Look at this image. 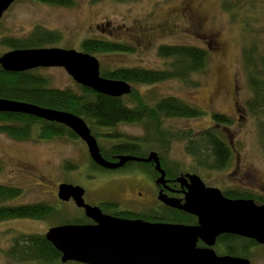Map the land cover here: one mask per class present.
Returning a JSON list of instances; mask_svg holds the SVG:
<instances>
[{
    "label": "rangeland",
    "instance_id": "1",
    "mask_svg": "<svg viewBox=\"0 0 264 264\" xmlns=\"http://www.w3.org/2000/svg\"><path fill=\"white\" fill-rule=\"evenodd\" d=\"M222 1L75 0L72 8H61L33 0H18L1 20L0 58L11 51L2 44L3 40L25 38L37 26L64 34V41L55 46L59 49L80 51L81 42L88 38L110 39L136 49L133 54L96 55L100 68L105 70L122 67L163 69L165 61L157 55V49L162 45H188L207 50L209 58L206 69L193 78L199 83L198 87L192 88L180 81L170 80L138 89L142 93H149L152 102L172 96L205 112L199 119H165L164 128L179 136L208 130L213 126L214 113L231 118L232 127L223 130V139L230 143L233 159L225 170L216 172L196 168V160L185 150L187 141L179 136L171 142L168 158L182 167L183 174L200 176L208 188L244 190L264 197V149L260 144L257 120L246 107L252 98V91L243 62L245 41L248 44L249 41H256L259 51L264 52V0H226L229 8L236 3L242 6L241 10H230L229 14L222 8ZM235 13L236 17L232 20L230 14ZM142 39L143 46L136 48V40L141 42ZM39 73L49 78L51 87L77 90L75 81L62 68L40 69ZM115 130L132 138L149 137L146 129L139 125H122ZM116 131L94 129V133L99 135L97 142L104 149L118 142L115 139L109 143L103 135H112ZM147 152L152 154L150 150ZM0 158L4 166L0 184L21 187L25 191L14 204L49 203L57 214V218L45 221L18 219L0 223L1 250H9L18 233L45 234L49 228L59 224L58 218L82 214L72 201L62 202L58 199V187L63 183L83 187L86 191L85 202L90 206L116 202L122 209L130 211L149 212L152 208L141 207L139 201L125 200L130 197L142 201L143 196L137 198L130 187L143 183L152 191L155 187L152 178H131L134 175L130 174L124 177L104 175V172L91 166L87 147L81 139L19 142L0 134ZM205 159L209 160L207 157ZM67 163L77 164V169L65 171ZM152 174L159 177L157 180L161 177L157 170ZM256 245L258 247L250 250L253 251V256L250 252V262L264 264V245ZM0 264L17 263L1 255Z\"/></svg>",
    "mask_w": 264,
    "mask_h": 264
},
{
    "label": "trees",
    "instance_id": "2",
    "mask_svg": "<svg viewBox=\"0 0 264 264\" xmlns=\"http://www.w3.org/2000/svg\"><path fill=\"white\" fill-rule=\"evenodd\" d=\"M33 1L61 8H72L76 3L75 0ZM123 1L131 2L136 0ZM222 5V8L228 14L230 10L237 9L239 11L242 8L239 3L229 8L226 0L222 1ZM230 16L234 20L236 13L230 14ZM243 38L246 39V36ZM63 41L64 34L62 32L37 26L25 38H7L1 43L8 46L11 51H14L51 48ZM210 41H212L211 38ZM249 43L245 41L243 49V62L249 75L248 83L252 91V98L247 102L246 107L257 120L260 144L264 149V52L261 53L259 51L256 41H249ZM79 52L96 57V55L102 54H133L136 49L132 45L111 41L110 39L88 38L81 42ZM157 55L165 61L163 69L122 67L105 70L100 68V75L103 78L122 81L132 87L131 93L122 98H112L98 94L76 82L77 90L54 88L51 87L49 78L39 73L40 69L26 72H6L1 66L0 98L33 104L78 116L86 122L92 135L97 140L99 135L94 133V129L116 131L115 128L122 125L142 126L146 129L148 138H132L117 131L112 135L100 134L109 143H112L115 139L118 142L105 149L98 143L101 156L110 162L113 159V155L135 156L144 159L141 157H145L148 150H155L154 152L157 153L162 168L168 173H174L173 176L182 177L186 175L182 173V167L168 158L170 144L172 141L177 140L179 134H173L167 128H164V120L199 119L205 115V112L180 98L172 96L161 97L152 102L149 98V93H142L138 88L170 80L180 81L192 88L198 87L199 83L193 78L196 74H202L205 71L209 53L203 48L194 46L162 45L158 47ZM134 85L138 87L134 88ZM212 119L213 126L208 128V130L198 134L191 132L182 133L179 137L187 141L188 145L185 150L189 156L196 160V168L221 172L230 165L233 159L231 145L223 139V130L232 127V120L228 116L218 113L212 114ZM0 134H4L8 138L19 142L31 140L49 142L58 138H67L73 141L80 140L74 132L63 125L47 122L30 115L15 113H0ZM204 156L209 160H206ZM90 163L94 169L103 173L102 169L95 165L92 160H90ZM131 165L133 168L128 170L130 174L135 172L136 174L154 176L148 165L137 163ZM75 169H77V164H66L65 171ZM3 171L4 166L0 158V175ZM222 193L230 199L253 200L257 204L264 205V197L253 195L244 190H223ZM24 194L25 191L21 187L0 184V223L18 219L45 221L50 218H57L55 209L46 203L14 204ZM108 206L110 207L108 210H111L110 213L127 219L138 217L148 220L147 222L157 219L153 215L138 214L130 211L118 214L114 212L113 208L115 207L112 204H108ZM163 213V217L171 219L169 222L182 225L197 224L196 217L184 212L170 213L167 210ZM58 220L60 224L87 225L91 223L86 219L83 211L81 215L71 218L62 216ZM199 246H202V244L200 243ZM250 246L253 248L258 247L253 241L225 235L218 239L215 250L218 255L249 259L251 258ZM1 255H5L17 264H61V254L46 240L44 235L40 234H17L13 238L9 250L0 249Z\"/></svg>",
    "mask_w": 264,
    "mask_h": 264
},
{
    "label": "water",
    "instance_id": "3",
    "mask_svg": "<svg viewBox=\"0 0 264 264\" xmlns=\"http://www.w3.org/2000/svg\"><path fill=\"white\" fill-rule=\"evenodd\" d=\"M17 1L0 0V24L4 14ZM0 66L6 72L62 68L77 84L112 98H122L132 91V87L125 82L103 78L100 75V62L96 57L72 49L14 50L0 58ZM0 113L30 115L67 127L85 143L91 160L108 170L120 169L132 160L154 163L155 170L161 173L157 184L167 183L159 157L155 153L146 159L120 156L118 163L106 161L101 156L97 139L86 122L78 116L2 98ZM178 181L187 188L185 202L170 199L163 193L159 194V200L196 217V225L118 219L104 214L96 206L86 204L83 199L84 189L63 183L58 187V199L62 202L72 200L93 224L52 228L47 239L63 255V262L251 264L241 257L218 255L214 247L218 238L225 235L264 245V205H257L253 200L224 197L219 189L208 188L197 175L186 174ZM199 242L204 247H199Z\"/></svg>",
    "mask_w": 264,
    "mask_h": 264
},
{
    "label": "flooded vegetation",
    "instance_id": "4",
    "mask_svg": "<svg viewBox=\"0 0 264 264\" xmlns=\"http://www.w3.org/2000/svg\"><path fill=\"white\" fill-rule=\"evenodd\" d=\"M155 28H157V27H155ZM145 40L147 41V38ZM142 42H143V39L141 40V42L136 40V45H135L136 48H137V46H143ZM147 155H149V153H147ZM147 155H145V157H141V158H147ZM112 157H113V159H111V162H113V163L119 162V156L113 155ZM136 163H139L141 165H148L153 172L156 171L154 163H144V162H136ZM130 164L131 163H127L124 167L117 169V170H108V169H105V168H102L99 166L98 167L102 169V171L104 172V175L114 174V175H121L122 177H124L125 175L130 174L128 170L130 168H133V167H130L131 166ZM165 174H166L165 177H166V181H167L166 185L157 184V179L159 177L157 178L155 176H148V177H150V179L152 178V183L155 185V187L153 188L152 191H150L149 187L143 183H138L136 185L134 184V186L130 187V189L132 191L136 192L137 198H140L143 196V200L140 201L138 199H130V197H127L125 200H127V201H139V203L141 204V207L146 206L148 208V207L152 206V208L149 212H137V211L124 210L121 208L120 204H118L116 202H112V203H108V204H112L115 207V208H113L114 212H117L118 214L121 212H125V211L135 212L138 214H149V215H153L155 218H157L156 220L150 221L149 223H158V222L159 223H171L169 221L164 220L165 217L162 216V214H164L163 212L167 211V210L170 213L182 212V211L161 202L159 200V194L163 193L164 195H166L169 198H174V199H177V200L184 202V197L186 195L187 188H186V186H182V184L178 181L180 176H178V175L173 176V174H171L170 172L168 173L166 171H165ZM130 175H134L131 178L138 177V176H146L143 174H136L135 172L133 174H130ZM103 211L104 210H102V212ZM104 212H103L104 214L110 215V216L118 218V219L130 220V219L124 218L122 216H117L115 214L113 215L112 213H110L111 210H105ZM199 244H200V242H199ZM199 244H198V246H199ZM217 244H218V240H217ZM200 247H204V245H202Z\"/></svg>",
    "mask_w": 264,
    "mask_h": 264
},
{
    "label": "bare ground",
    "instance_id": "5",
    "mask_svg": "<svg viewBox=\"0 0 264 264\" xmlns=\"http://www.w3.org/2000/svg\"><path fill=\"white\" fill-rule=\"evenodd\" d=\"M51 48H58V47H51ZM40 49H45V48H40ZM106 140V139H105ZM122 143H125V142H122ZM151 153H153L154 151H150ZM120 157V156H119ZM130 157H133V158H137V159H140V158H138V157H135V156H130ZM137 161H135V160H132V161H129L128 163H131V164H135ZM130 164V165H131ZM95 165H97L96 163H95ZM98 166V165H97ZM179 180V179H178ZM1 185H6V184H1ZM7 186H10V185H7ZM75 187H80V188H82L83 189V187H81L80 185H75ZM221 191V190H220ZM222 192V191H221ZM85 194H86V191H85V193H84V195H83V199H84V202H85ZM223 194V193H222ZM225 197V196H224ZM70 201H72V200H70ZM73 202V201H72ZM74 203V202H73ZM86 203V202H85ZM47 205H49L50 207H52V204H49V203H46ZM75 204V203H74ZM87 204V203H86ZM18 205V204H17ZM19 205H21V204H19ZM76 206V205H75ZM95 206H97L99 209H104V210H108V209H110V207L108 206V202H103V203H100L99 205H95ZM112 208V207H111ZM82 210V209H81ZM83 211V210H82ZM102 211V210H101ZM83 213H84V211H83ZM84 215H85V213H84ZM86 217V216H85ZM54 219V218H53ZM86 219H88L87 217H86ZM143 220V221H146V220H144V219H142V218H138V217H134L133 219H130V220ZM89 220V219H88ZM164 220H166V221H170L171 219L170 218H164ZM91 223L90 224H87V225H92L93 224V221H91V220H89ZM35 222V221H34ZM147 222V221H146ZM159 223V222H158ZM162 224H170V225H178V223H175V222H171V223H162ZM76 224H70V223H68V224H58L57 226H53V227H51V228H57V227H61V226H75ZM51 228H49L48 230H47V232L45 233V234H40V235H44L45 236V238H46V240L48 241V242H50L48 239H47V234H48V232L51 230ZM19 231H17V233H18ZM18 234H25V235H31V234H26V233H18ZM51 243V242H50ZM52 244V243H51ZM203 245V244H202ZM52 246L56 249V247L52 244ZM200 247V246H199ZM251 248L249 249V250H254L253 249V247L252 246H250ZM264 248V247H263ZM57 250V249H56ZM215 250V249H214ZM58 251V250H57ZM216 251V250H215ZM59 252V251H58ZM122 252V251H121ZM60 253V252H59ZM61 254V253H60ZM251 255L253 256V251L251 252ZM242 259H247V258H245V257H241ZM63 255L61 254V258H60V263L61 264H81V263H79V262H76V261H67V262H63ZM247 260H249V259H247ZM250 261V260H249Z\"/></svg>",
    "mask_w": 264,
    "mask_h": 264
}]
</instances>
